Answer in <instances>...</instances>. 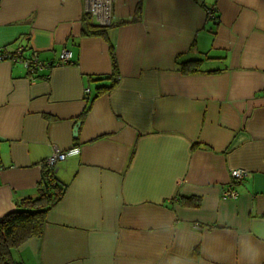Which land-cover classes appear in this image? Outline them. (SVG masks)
Segmentation results:
<instances>
[{
  "label": "crops",
  "instance_id": "obj_1",
  "mask_svg": "<svg viewBox=\"0 0 264 264\" xmlns=\"http://www.w3.org/2000/svg\"><path fill=\"white\" fill-rule=\"evenodd\" d=\"M110 10L91 18L113 25L117 76L107 41L81 35L88 0H0V46L50 64L31 76L0 60V218L37 195L55 149L78 148L55 168L67 189L42 236L13 264H264V0ZM204 54V72L178 70ZM234 168L239 196L223 198Z\"/></svg>",
  "mask_w": 264,
  "mask_h": 264
},
{
  "label": "trees",
  "instance_id": "obj_2",
  "mask_svg": "<svg viewBox=\"0 0 264 264\" xmlns=\"http://www.w3.org/2000/svg\"><path fill=\"white\" fill-rule=\"evenodd\" d=\"M211 21L215 24L217 23L215 19H211ZM81 22V35L99 36L107 41L112 72L114 76H117L116 54L114 46L108 37V31L113 25L93 23L90 12H86L82 15ZM124 22L126 21L121 20L119 23ZM205 59H208V56L204 54L201 58L178 60V70L182 74L204 72L205 70L202 69V62ZM115 81L116 79L113 80L110 86H98L95 97L111 89ZM87 109L88 107H86L81 116H83ZM66 189L67 185L57 178L55 168L43 164L41 178L37 185V195L35 197H27L18 200L15 209L7 212L0 218V264H13V250L20 247L32 237L42 236L47 213L62 199ZM183 202L194 206L199 204L198 198L192 197H185Z\"/></svg>",
  "mask_w": 264,
  "mask_h": 264
},
{
  "label": "built area",
  "instance_id": "obj_3",
  "mask_svg": "<svg viewBox=\"0 0 264 264\" xmlns=\"http://www.w3.org/2000/svg\"><path fill=\"white\" fill-rule=\"evenodd\" d=\"M88 10L97 22L105 24L110 20V0H88ZM206 14L209 20L215 19V8L210 6L206 9ZM72 55L66 48L62 49L59 54L58 64H66L70 62ZM0 60H8L14 63H21L29 75L34 76L40 70L48 68L50 64H47L40 60L36 51H29L28 48L23 45H17L14 50L8 51L0 46ZM85 92L88 93L89 89L86 88ZM78 152L77 147H73L67 150L55 149L44 161L49 167L56 168L57 164L66 159L68 155ZM246 175L244 168H234L230 171L229 180L225 188L221 192L223 198H238L239 194L233 189L234 183L242 180Z\"/></svg>",
  "mask_w": 264,
  "mask_h": 264
},
{
  "label": "water",
  "instance_id": "obj_4",
  "mask_svg": "<svg viewBox=\"0 0 264 264\" xmlns=\"http://www.w3.org/2000/svg\"><path fill=\"white\" fill-rule=\"evenodd\" d=\"M78 124H79V122H78ZM74 129L76 130L77 128L75 127Z\"/></svg>",
  "mask_w": 264,
  "mask_h": 264
}]
</instances>
